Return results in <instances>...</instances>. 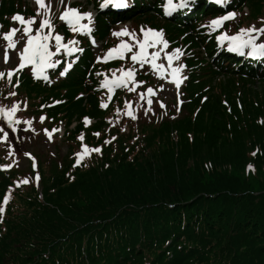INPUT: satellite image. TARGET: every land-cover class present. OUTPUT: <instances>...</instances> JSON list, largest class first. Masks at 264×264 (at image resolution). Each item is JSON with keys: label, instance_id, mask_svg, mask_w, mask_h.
I'll list each match as a JSON object with an SVG mask.
<instances>
[{"label": "trees", "instance_id": "trees-1", "mask_svg": "<svg viewBox=\"0 0 264 264\" xmlns=\"http://www.w3.org/2000/svg\"><path fill=\"white\" fill-rule=\"evenodd\" d=\"M101 1L75 4L85 11L97 8L95 28L79 37L84 52L62 56L49 82L34 79L29 70L14 72L11 83L0 79V107L15 102L13 118L32 122V130L19 124L12 133L0 116V128L9 133L0 141V199L11 190L0 220V264H264V61L254 67L247 56L227 53L216 41L220 33L260 27L264 0H236L227 10L201 0L193 11L171 17L163 13L165 0H133L119 13L100 9ZM229 11L239 20L216 31L202 27ZM13 14L36 17L38 28L41 17L25 0H0L3 32L22 29ZM127 23L137 34L142 26L162 30L170 50L185 52L187 79L178 111L175 99L154 96L147 103L148 87L158 94L157 77L132 65L130 55L97 62L119 43L111 35L117 25ZM53 27L66 40L76 38L58 19ZM68 63L71 70L60 77ZM130 66L143 83L131 92L117 88L109 101L97 73L110 78ZM101 101L106 108L99 107ZM126 102L135 121L124 115ZM62 127L55 153L37 146L44 129ZM81 133L83 143L101 147V154L73 167ZM106 139L111 143L104 144ZM24 178L30 183L17 187Z\"/></svg>", "mask_w": 264, "mask_h": 264}, {"label": "snow or ice", "instance_id": "snow-or-ice-1", "mask_svg": "<svg viewBox=\"0 0 264 264\" xmlns=\"http://www.w3.org/2000/svg\"><path fill=\"white\" fill-rule=\"evenodd\" d=\"M63 3L64 0H61ZM227 0H213V3L217 5H222L226 3ZM195 3V0H177L176 3H173V0H165L163 5V12L165 16L171 15L172 12H175L177 9H185L192 6ZM34 4L36 5V16L41 17L39 19V26L35 30L31 27L34 23H36V17L23 18L20 14H13L11 20L13 22H18L21 28H10L5 33H0V39L5 42L3 49V60L5 63L8 62V50L15 49L18 55L19 63L16 69L8 70L5 72H0V79L7 78V81L11 83L14 71H18L23 69L27 65H31V73L34 79H42L44 81H48L49 77L46 74V69H54L58 64L61 63L60 59H53V57L58 56L63 50L64 55H71L73 52L81 51V49H77L75 47L77 41L69 40L67 43H62L63 37L59 34L52 35L53 33V24L50 19V4H46L45 0H34ZM110 5L112 8L121 9L127 7L126 0H102L99 7L100 9H104L106 6ZM234 12H227L224 15H221L217 18L212 19L207 27L212 31H216L220 28L223 23L227 20H231L235 18ZM59 19L63 21L70 31L73 33H79L80 35H89L92 32V14L90 12H80L77 8H72L64 4L63 11L59 15ZM47 29V33L43 30ZM34 34H30L33 33ZM17 32H20V36L14 39V36ZM111 35L114 38L127 37L126 40H119L114 47L107 49L103 57L97 56V62H108L112 59H125V53H131L129 59L132 62V65H150L153 73L160 79H168V82L172 84L175 89L179 90L181 83L183 80L187 79L186 76L182 75L184 68L186 67L183 63H180L176 66H173V61H179L180 57L183 55L180 49H172L170 52L165 53L164 59L167 61V69H165L163 64L157 63L156 61L160 59V53L164 51V49L168 48V41L163 38L162 30H155L150 28H144L143 26L139 30V34L135 30L129 31L126 28H122L117 31H113ZM264 36V20L261 21V26L256 27L255 25H250L247 28H240L233 35H228L226 33H220L216 40L224 44H227V51L231 53H235L240 56H247L254 59L264 58V42H258V38ZM26 38V39H25ZM52 39L55 41V50H50L49 40ZM21 40H24L23 46L21 49H17L16 45ZM128 41H131L129 43ZM93 45H95V41L92 40ZM72 45L73 47H69ZM159 46V48H158ZM133 48L136 51H133ZM158 48V50H157ZM148 49H153L151 53H149ZM71 63H68L67 68L65 70H61L58 75L60 77L65 76L66 70L71 68ZM120 73L119 76L116 75V72L112 73L111 79L104 75V73H97L98 76H103L104 78L100 81L99 87L103 89H107L108 99L111 100L113 90L116 88H127L128 91H133L136 87V83H132L134 80L135 67L130 66L126 70L121 68L117 69ZM165 71H167V77H165ZM129 83H132V87H129ZM142 84L143 82H137ZM18 84V79H17ZM164 85H159V89L163 90ZM146 93L148 96L155 95L153 88L148 87L146 89ZM14 92H10L9 96H14ZM141 98H144V94H141ZM54 103H62V101H55ZM147 103L151 105L153 101L151 99L147 100ZM179 97H177V111L179 110ZM100 108H106L107 103L101 101L99 104ZM124 115L129 117L132 121L137 119L136 114L128 110L130 109V102H126ZM160 107L163 108V103H160ZM18 104L13 102L10 107H0V116L3 117L4 122L7 124L8 129H11L12 133L17 131L16 125L24 124L27 125L28 128L25 130L31 129V121L24 120L21 121L19 119H14V114L18 111ZM151 108L147 109L150 111ZM120 114V110L117 109L116 115ZM40 121L43 122L45 117L41 116ZM82 122L85 127H87L91 121L85 116L82 118ZM111 124L112 122L109 121ZM264 123V121H261ZM124 129H121L123 131ZM60 131V129H52L51 132L47 129H44L45 136L48 137L49 140L52 139V133ZM9 133L5 131L3 128H0V141H6ZM92 135L99 137L98 132L92 133ZM115 140V137L111 138ZM77 140H79L80 147L79 150L76 151L74 155V164L73 167L81 166L82 161L89 157L92 153L101 154V147H88L83 143L84 134L81 133L77 136ZM104 144L111 143V140H104ZM8 155H12L11 152ZM29 159L33 160V169H35L36 164L35 160L29 153H25ZM255 155V153H253ZM251 168V165H249ZM35 179L38 181L40 178L37 175ZM30 181L27 178L21 179L16 186L19 187L20 184L27 185ZM10 189L6 191L2 199H0V220H2L5 213V206L9 203L10 200Z\"/></svg>", "mask_w": 264, "mask_h": 264}, {"label": "rangeland", "instance_id": "rangeland-1", "mask_svg": "<svg viewBox=\"0 0 264 264\" xmlns=\"http://www.w3.org/2000/svg\"><path fill=\"white\" fill-rule=\"evenodd\" d=\"M25 1L27 2V4L30 7L36 9V5L34 4V0H25ZM86 1L87 0H74L73 2H71V0H64V2L62 3L61 0H45V3L46 4H50V6H51V10H50L51 18L50 19H54L56 17H59L60 13L63 11L64 4H67V6H69V7H71V5H72V8H73V5L76 2H81V3L85 4ZM173 3H176V2L173 1ZM93 9H94V7L93 6H90L89 7V10L90 11H88V12H90L92 14V21H93V23H92L91 27H93V25H94V17H95V11ZM237 17L238 16L235 15V18L234 19H231V20H235ZM210 21L211 20H208V22H210ZM122 28H126L129 31L135 30L134 25L131 24V23H128V24H125V25L122 24V25L118 26L115 31L120 30ZM43 31L45 33H47V29L46 28ZM30 34H34V31H33V33H30ZM52 35H55V34L52 33ZM18 36H20V35L15 34L14 39L16 37H18ZM163 38L165 39L164 34H163ZM119 39L120 40L121 39L122 40H125V39H127V37H121ZM128 42L131 43V41H128ZM258 42H264V36L259 37L258 38ZM23 43H24V40H21L19 43H17L16 48L17 49H21L22 46H23ZM62 43H63V41H62ZM4 45H5V42L2 39H0V72L1 71H6V70L8 71V70L16 69V67H17V65L19 63L18 55H17V52H16L15 49H9L8 50V57H9L8 58V62L7 63L4 62V60H3V49H4ZM49 46H50V50L54 51L55 50V41L52 40V39H50L49 40ZM69 47H73V46L72 45H69ZM158 48H159V46H158ZM158 48H157V50H158ZM148 51H149V53H151L153 51V49H148ZM61 52H63V50H61ZM168 52H170V50L168 48L167 49H164V51L160 53V59H158L156 61L157 63L163 64L164 67H165V69H167V61L164 59V55H165V53H168ZM125 54H127V53H125ZM57 57L58 56H55V57H53V59H58ZM183 58H184V56L182 55L180 57L179 61H173V66H176V65H178L180 63H183L184 64ZM143 66H148L151 69L150 65H148V64H145ZM182 75L183 76H186V74H185V68H184V70L182 72ZM165 77H167V71H165ZM184 81L185 80L182 81L181 86L183 85ZM132 83H136V87L138 86L137 81H135V77H134V80H133ZM132 83H129V85H132ZM157 83H158V85H161V84L164 85L163 90H160L159 87H158V92L160 93L159 94V98L160 99H162V100H164V101H166L168 103V102H172L174 98L178 97L179 92H180V89H181V86H180L179 90L175 89V87L168 82V79L167 78L166 79H160V78H158ZM258 86L260 87V85H258ZM58 104L59 103H56L55 105H58ZM63 132L64 131H62L61 134ZM56 138L57 137L54 136L53 134H52V139L51 140H49L48 137L45 136V137H43V139H41L39 141V144H37V146L42 151H44V152L55 153V151H56V148H55V144H56L55 139ZM58 138H61V137H58ZM32 146L33 145H27V147L25 149H29V150H33L34 151V149H33ZM22 147H23V144H17V148L18 149L19 148L22 149ZM65 153H66V147L63 148V150H62V154H65ZM26 165H27V163L25 161H23L22 162V167L24 168ZM250 169L253 170L254 167H251V168L248 167V170H250Z\"/></svg>", "mask_w": 264, "mask_h": 264}, {"label": "bare ground", "instance_id": "bare-ground-1", "mask_svg": "<svg viewBox=\"0 0 264 264\" xmlns=\"http://www.w3.org/2000/svg\"><path fill=\"white\" fill-rule=\"evenodd\" d=\"M74 0H71V2H73Z\"/></svg>", "mask_w": 264, "mask_h": 264}]
</instances>
